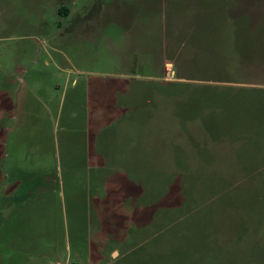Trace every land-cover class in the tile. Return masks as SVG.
Here are the masks:
<instances>
[{"label": "rangeland", "instance_id": "obj_1", "mask_svg": "<svg viewBox=\"0 0 264 264\" xmlns=\"http://www.w3.org/2000/svg\"><path fill=\"white\" fill-rule=\"evenodd\" d=\"M167 4L0 0V264H264V111L203 88L263 68L203 78L224 40ZM208 113L219 141L179 153Z\"/></svg>", "mask_w": 264, "mask_h": 264}, {"label": "trees", "instance_id": "obj_2", "mask_svg": "<svg viewBox=\"0 0 264 264\" xmlns=\"http://www.w3.org/2000/svg\"><path fill=\"white\" fill-rule=\"evenodd\" d=\"M183 1L168 0L166 9L170 13L181 10L180 14L183 16L186 14L184 7L190 3L193 4L189 8L194 18L190 28L192 42L200 43L201 36L212 37L218 33L224 40L223 44L225 43L223 48L213 46L209 49V54L203 59L205 64H209L206 70L199 67L200 62L192 61L195 66H198L197 72L205 73L203 78L232 83L231 73H234L235 76L242 77L241 84H248L242 72L244 67L247 70L262 67L264 71V0H223L222 2L220 0H186L187 2L184 1L182 5ZM64 12V15H67L65 10ZM59 13H62V10H59ZM194 51H197V48ZM227 53L236 62L234 72H230L227 68ZM254 85L260 87L222 86L219 88L208 85L203 88L208 91V97L218 99L219 108L221 107L222 111H238L242 108L244 111L251 104L250 100H254L255 106L264 111V87L261 84ZM220 117H222L220 114L215 113L205 118L201 116L199 119L202 124L201 134L191 133V136L185 133L187 144L178 142L176 147L178 152L188 154V156L189 152H192L199 156L198 152H203V149L206 150L209 146L208 144L219 139L220 135L216 131L221 128L222 119ZM229 141L231 140L223 142L227 145ZM245 232H247L246 229H244Z\"/></svg>", "mask_w": 264, "mask_h": 264}, {"label": "crops", "instance_id": "obj_3", "mask_svg": "<svg viewBox=\"0 0 264 264\" xmlns=\"http://www.w3.org/2000/svg\"><path fill=\"white\" fill-rule=\"evenodd\" d=\"M32 108H27V110L26 111H28V112H33L32 110H31ZM11 112H14L15 111V108L14 107H12L11 108ZM137 118V117H136ZM133 129H135V133H133V138L131 139V142H130V144L132 145L131 147L130 146H128L124 151H122V153L120 154L121 155V157L123 158V162H125L126 161V159L129 157V156H131V158L132 157H134L135 159H136V161L137 162H139V148H138V138H139V132H138V129H139V126L137 127V128H133ZM129 144V145H130ZM111 153H112V151L110 152V155H111ZM126 168V167H125ZM126 175H124V177H125ZM106 178V177H105ZM125 181H127V182H129V179H128V177H125ZM128 179V180H127ZM122 183V181H121V179H119V181H118V183ZM132 182V181H131ZM134 182H137V180L136 181H134ZM123 183H124V181H123ZM120 190V185H119V187H118V191ZM31 193H32V191H31Z\"/></svg>", "mask_w": 264, "mask_h": 264}]
</instances>
